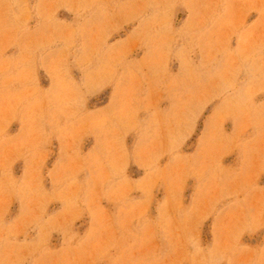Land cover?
I'll return each instance as SVG.
<instances>
[{
  "label": "rangeland",
  "instance_id": "obj_1",
  "mask_svg": "<svg viewBox=\"0 0 264 264\" xmlns=\"http://www.w3.org/2000/svg\"><path fill=\"white\" fill-rule=\"evenodd\" d=\"M0 264H264V0H0Z\"/></svg>",
  "mask_w": 264,
  "mask_h": 264
},
{
  "label": "crops",
  "instance_id": "obj_2",
  "mask_svg": "<svg viewBox=\"0 0 264 264\" xmlns=\"http://www.w3.org/2000/svg\"><path fill=\"white\" fill-rule=\"evenodd\" d=\"M239 154H240V152H239ZM241 156V155H240Z\"/></svg>",
  "mask_w": 264,
  "mask_h": 264
}]
</instances>
